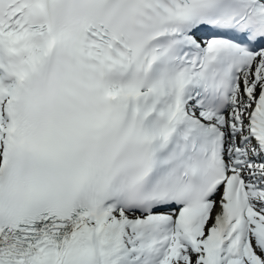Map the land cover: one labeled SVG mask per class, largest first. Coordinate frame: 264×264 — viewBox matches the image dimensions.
<instances>
[{
    "label": "snow or ice",
    "instance_id": "snow-or-ice-1",
    "mask_svg": "<svg viewBox=\"0 0 264 264\" xmlns=\"http://www.w3.org/2000/svg\"><path fill=\"white\" fill-rule=\"evenodd\" d=\"M0 264H264V0H0Z\"/></svg>",
    "mask_w": 264,
    "mask_h": 264
}]
</instances>
